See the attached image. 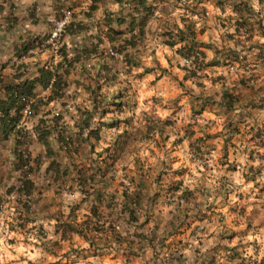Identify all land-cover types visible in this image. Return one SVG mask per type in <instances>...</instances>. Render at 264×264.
<instances>
[{
    "label": "clouds",
    "instance_id": "obj_1",
    "mask_svg": "<svg viewBox=\"0 0 264 264\" xmlns=\"http://www.w3.org/2000/svg\"><path fill=\"white\" fill-rule=\"evenodd\" d=\"M0 264H264V0H0Z\"/></svg>",
    "mask_w": 264,
    "mask_h": 264
}]
</instances>
